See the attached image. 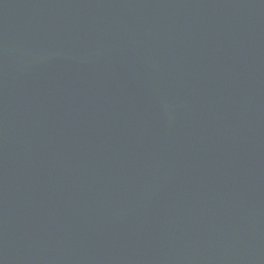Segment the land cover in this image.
I'll return each mask as SVG.
<instances>
[{
	"label": "water",
	"instance_id": "1",
	"mask_svg": "<svg viewBox=\"0 0 264 264\" xmlns=\"http://www.w3.org/2000/svg\"><path fill=\"white\" fill-rule=\"evenodd\" d=\"M0 264H264V0H0Z\"/></svg>",
	"mask_w": 264,
	"mask_h": 264
}]
</instances>
